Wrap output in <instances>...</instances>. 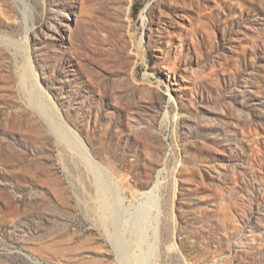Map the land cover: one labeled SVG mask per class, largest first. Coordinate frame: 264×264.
<instances>
[{
  "label": "rangeland",
  "instance_id": "374dc122",
  "mask_svg": "<svg viewBox=\"0 0 264 264\" xmlns=\"http://www.w3.org/2000/svg\"><path fill=\"white\" fill-rule=\"evenodd\" d=\"M141 259L264 264V0H0V264Z\"/></svg>",
  "mask_w": 264,
  "mask_h": 264
},
{
  "label": "bare ground",
  "instance_id": "6f19581e",
  "mask_svg": "<svg viewBox=\"0 0 264 264\" xmlns=\"http://www.w3.org/2000/svg\"><path fill=\"white\" fill-rule=\"evenodd\" d=\"M88 156V155H87ZM89 157V156H88ZM90 159V158H89ZM91 162H92V159H90ZM94 164V163H93ZM154 202L155 200L154 199H150L145 205H142L138 210H137V216L136 219H137V222L140 221L141 223H143L145 225V221L148 220V217H149V211H150V208L154 207ZM103 209L104 211H107V212H110L111 209H110V205L108 204H104L103 205ZM135 219V220H136ZM139 223V222H138ZM147 224V223H146ZM143 225V226H144ZM147 229V226L145 227ZM155 254V252L152 250L151 252V257H153ZM147 257V256H146ZM150 260V259H149ZM149 260L147 259H141L139 261L140 264H149Z\"/></svg>",
  "mask_w": 264,
  "mask_h": 264
}]
</instances>
